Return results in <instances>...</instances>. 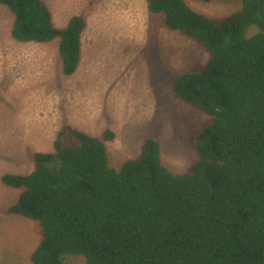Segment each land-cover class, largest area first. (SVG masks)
Returning <instances> with one entry per match:
<instances>
[{
	"label": "trees",
	"instance_id": "1",
	"mask_svg": "<svg viewBox=\"0 0 264 264\" xmlns=\"http://www.w3.org/2000/svg\"><path fill=\"white\" fill-rule=\"evenodd\" d=\"M146 2L168 30L209 55L172 85L179 100L209 116L192 138L196 159L173 173L159 142L147 138L114 169L102 140L63 125L54 152L33 155L30 174L1 177L21 192L9 212L42 229L30 261L62 264L64 255H82L84 264H264V0H240L226 19L200 14L186 0ZM0 5L13 16L15 41L58 39L62 74L74 73L83 16L58 28L42 0Z\"/></svg>",
	"mask_w": 264,
	"mask_h": 264
},
{
	"label": "rangeland",
	"instance_id": "2",
	"mask_svg": "<svg viewBox=\"0 0 264 264\" xmlns=\"http://www.w3.org/2000/svg\"><path fill=\"white\" fill-rule=\"evenodd\" d=\"M42 1L58 28L75 15L86 19L81 64L68 77L62 74L59 61L58 69L51 65L44 70L41 65L35 72L21 70L23 78L18 85L0 66L1 264H32V250L43 239L36 220L9 212L21 192L1 181L4 174H30L35 153L54 152L56 134L44 133L43 125L29 126L26 118L31 112L40 117L48 108L64 113L68 99V125L102 140L109 166L118 169L125 160L138 155L145 139L153 138L160 144L162 164L173 173L186 171L196 159L192 138L209 120L208 115L172 92L175 78L199 70L208 53L180 33L168 30L164 16L150 14L144 0ZM186 2L213 19H226L241 6L240 0ZM12 22L11 12L0 5L2 47L6 31L8 40L17 43L11 36ZM32 91H38L33 102L28 98ZM50 96L55 97L51 106L45 104ZM105 132L112 134L111 140L103 138ZM84 263L82 255L62 257V264Z\"/></svg>",
	"mask_w": 264,
	"mask_h": 264
},
{
	"label": "crops",
	"instance_id": "3",
	"mask_svg": "<svg viewBox=\"0 0 264 264\" xmlns=\"http://www.w3.org/2000/svg\"><path fill=\"white\" fill-rule=\"evenodd\" d=\"M144 5H147L146 0H144ZM7 37L10 39V34L6 31L5 36L2 39L5 42V47L0 46V66L2 72L5 71L7 74L11 73L12 80L16 83V85H18L23 78V73H20L21 70L25 71L28 69L29 71L35 72L41 65L44 70L46 67L50 68L51 65L53 67L57 66L58 69V61L61 64L58 50L59 42H55L54 40L47 43H16L12 40V42H10ZM82 48L83 45L81 37L80 60ZM55 62L56 64H53ZM80 64L81 61H79L77 68H79ZM38 73L39 71L37 72L36 77H38ZM29 77L33 78V75L30 74ZM2 79L4 80L3 75ZM37 92L38 91H32L31 95L28 97L29 100L33 102ZM54 100L55 97L50 96L45 101V104L49 106L54 105ZM12 103L14 104L13 101ZM55 110L56 109L53 111L51 108H48L44 117H40L36 113L31 112L26 118L27 123L33 128L42 127L43 125V129L45 131L44 133L48 135H55L59 128H61V125H68V99L64 113H56Z\"/></svg>",
	"mask_w": 264,
	"mask_h": 264
}]
</instances>
